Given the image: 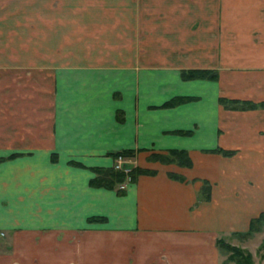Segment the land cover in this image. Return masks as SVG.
Segmentation results:
<instances>
[{
  "label": "crops",
  "instance_id": "1",
  "mask_svg": "<svg viewBox=\"0 0 264 264\" xmlns=\"http://www.w3.org/2000/svg\"><path fill=\"white\" fill-rule=\"evenodd\" d=\"M220 97L264 101V0H0V264H222L264 212V108ZM126 148L192 166L90 186Z\"/></svg>",
  "mask_w": 264,
  "mask_h": 264
},
{
  "label": "trees",
  "instance_id": "2",
  "mask_svg": "<svg viewBox=\"0 0 264 264\" xmlns=\"http://www.w3.org/2000/svg\"><path fill=\"white\" fill-rule=\"evenodd\" d=\"M181 78L184 80L188 79H217L218 74L216 71H210V70H203V69H189V70H182L181 71ZM192 99L190 97H175L169 101L166 102V105H174L178 102ZM220 104H222L225 108L229 109H253V108H264V101L262 102H251L247 100H238V99H226V98H219ZM212 152H218L223 154L224 156H230L233 154L234 151L232 150H225L222 148H215L211 150ZM131 153L129 150H125L120 152L123 156H128V154ZM155 160H159L162 163H175L178 166L182 167H191L192 166V160L189 156V153L187 150L183 149H168L165 154H157V156L153 157ZM2 160V159H0ZM72 163V162H71ZM75 165H80V163L73 162ZM92 171L95 173V176L89 180L90 186L93 187H104L107 189H114L116 184L124 182L126 178V174H124L121 171L115 170L114 168H98L94 167L92 168ZM156 171L150 170V169H140L136 168L133 170L132 173L129 174V180L130 182H135L139 175H153ZM169 176L174 179H181L180 176L169 173ZM205 186H202L201 188V196L203 199L209 198L210 193V185L208 182H204ZM119 193H123L124 190L119 189ZM101 217H93L89 218V220H102ZM264 222V212H261L256 217H253L249 221L248 229L245 232H233L234 235H244V236H250L254 232L259 231L260 224ZM217 247L220 252H228L229 255L227 256V261H232L235 264H252L251 263V256L248 252L244 253V251H241L239 248L231 247L225 244L223 237L218 238L216 241Z\"/></svg>",
  "mask_w": 264,
  "mask_h": 264
},
{
  "label": "rangeland",
  "instance_id": "3",
  "mask_svg": "<svg viewBox=\"0 0 264 264\" xmlns=\"http://www.w3.org/2000/svg\"><path fill=\"white\" fill-rule=\"evenodd\" d=\"M195 2V1H194ZM193 2V3H194ZM194 69H199V68H194ZM189 70V69H187ZM203 70H209V69H203ZM182 71V70H181ZM181 71H180V78H181ZM210 71H216V70H210ZM217 72V71H216ZM218 74V72H217ZM182 79V78H181ZM200 79V78H198ZM218 79V78H217ZM215 79V80H217ZM184 80V79H183ZM188 80H193V79H188ZM205 80H213V79H205ZM119 96V94L117 95ZM177 97H190L192 99L184 100L181 102H178L174 105H166V102ZM200 97L198 96H191V95H176L167 101H165L162 105H160L161 108H167V107H174L183 103L187 102H192V101H197L199 100ZM225 98V97H222ZM229 99V98H226ZM239 100V99H238ZM219 102V99H218ZM220 103V102H219ZM116 119L117 121L121 122L124 119V113L121 110H116ZM191 129H176L171 131L173 134H178V135H183V136H189L192 134ZM219 148V147H217ZM131 151V153L128 154V156H123L120 154L122 151ZM165 150H156V149H148V148H139V149H131V148H126L122 149L120 151H116L114 153L109 154L113 160V164L110 167H98V168H114L115 170L121 171L124 174H126V178L124 182L116 184L115 188H123L122 185L124 183H129V174L133 172L136 168L140 169H150V170H155L152 169L150 166L152 165H170V164H175V163H162L159 160H155L153 157L157 156V154H165ZM212 149H208L205 151H211ZM76 162V161H71ZM79 163V162H77ZM175 174V173H172ZM177 175V174H175ZM179 176V175H178ZM205 186V185H204ZM124 190V189H122ZM223 240L225 244L231 247L239 248L241 251H244V253L248 252L251 256V263L252 264H264V222L260 224L259 231L254 232L250 236H244V235H234L233 233L226 234L223 236ZM221 257L223 260L222 264H235L232 261H227L224 262L229 255L228 252H221Z\"/></svg>",
  "mask_w": 264,
  "mask_h": 264
}]
</instances>
